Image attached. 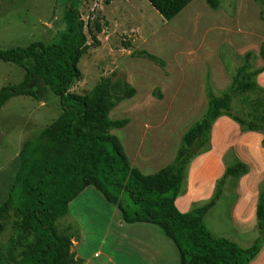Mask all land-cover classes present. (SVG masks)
Segmentation results:
<instances>
[{"label":"rangeland","instance_id":"374dc122","mask_svg":"<svg viewBox=\"0 0 264 264\" xmlns=\"http://www.w3.org/2000/svg\"><path fill=\"white\" fill-rule=\"evenodd\" d=\"M218 1L213 10L205 0H193L170 21L147 0L79 1L87 46L78 62L80 78L70 92L88 95L108 79L113 96L132 94L109 113L110 119L129 120L111 133L131 166L143 174L173 160L183 133L204 115L209 90L220 95L233 82H241L243 75L264 66L259 56L264 49V4ZM64 7L65 0H0V50L56 41L65 30ZM247 52L254 56L238 75ZM23 77L21 67L0 61V89L20 83ZM243 81H253L257 87L234 93L230 114L264 125V71ZM60 112L59 99L50 92L42 101L13 96L0 109V204L13 180L23 141ZM232 117L222 116L214 123L209 149L189 163L175 205L181 212L204 205L225 170L245 163L249 172L226 178L220 198L203 222L213 236L243 249L260 238L261 251L250 264H264V231L260 234L256 218L259 195L264 193V126L250 131ZM55 229L74 237L70 250L83 264H179L174 244L161 229L123 222L116 207L93 187L69 203ZM16 239L8 227L0 236V247L12 249Z\"/></svg>","mask_w":264,"mask_h":264},{"label":"trees","instance_id":"16d2710c","mask_svg":"<svg viewBox=\"0 0 264 264\" xmlns=\"http://www.w3.org/2000/svg\"><path fill=\"white\" fill-rule=\"evenodd\" d=\"M80 0H65L62 20L65 30L51 43L32 42L26 47L0 50V61L24 70L22 81L0 89V109L13 96H29L42 101L50 92L59 99L57 118L32 138L23 141L18 151V166L5 200L0 204V236L11 228L17 235L14 247H0V264H83L70 250V234H59L55 223L68 211V205L85 188H95L105 201L114 205L123 222L151 224L174 244L179 264H250L262 248L260 238L248 248H240L223 237L213 236L203 222L216 204L229 176L246 175L245 163L229 166L217 180L212 198L204 205L181 212L175 205L189 163L209 149L211 130L216 120L230 114L233 94L257 87L245 82L264 71V66L243 75L242 81L220 95L207 92L204 115L181 136L175 157L151 174L131 166L119 139L111 133L122 129L127 118L113 120L109 113L124 99L113 96L109 80L96 84L88 95L70 92L80 78L78 62L87 46ZM158 14L170 21L193 0H147ZM216 10L218 0H205ZM264 4V0H261ZM99 29H97V32ZM254 54L244 55L238 75L249 68ZM264 60V49L259 50ZM148 57L158 61L152 55ZM235 81H238L237 78ZM232 119L256 131L258 126L237 117ZM264 121V116H262ZM260 234L264 231V193L256 207Z\"/></svg>","mask_w":264,"mask_h":264},{"label":"crops","instance_id":"0c3cea01","mask_svg":"<svg viewBox=\"0 0 264 264\" xmlns=\"http://www.w3.org/2000/svg\"><path fill=\"white\" fill-rule=\"evenodd\" d=\"M20 148H21V147H20ZM19 150H20V149H19ZM17 154H18V153H17ZM10 185H11V184H10ZM85 189H86V188H85ZM85 189H84V190H85ZM84 190H83V191H84ZM83 191H82V192H83ZM82 192H81V193H82ZM71 202H72V201H71Z\"/></svg>","mask_w":264,"mask_h":264}]
</instances>
